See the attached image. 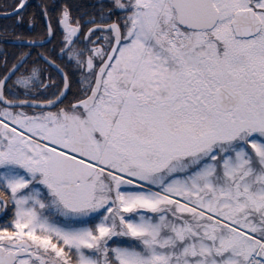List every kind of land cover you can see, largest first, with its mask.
Wrapping results in <instances>:
<instances>
[{
	"label": "snow or ice",
	"instance_id": "snow-or-ice-1",
	"mask_svg": "<svg viewBox=\"0 0 264 264\" xmlns=\"http://www.w3.org/2000/svg\"><path fill=\"white\" fill-rule=\"evenodd\" d=\"M0 264H264V0H2Z\"/></svg>",
	"mask_w": 264,
	"mask_h": 264
},
{
	"label": "flooded vegetation",
	"instance_id": "flooded-vegetation-1",
	"mask_svg": "<svg viewBox=\"0 0 264 264\" xmlns=\"http://www.w3.org/2000/svg\"><path fill=\"white\" fill-rule=\"evenodd\" d=\"M0 2H2V0H0ZM33 2H35V0H33Z\"/></svg>",
	"mask_w": 264,
	"mask_h": 264
}]
</instances>
